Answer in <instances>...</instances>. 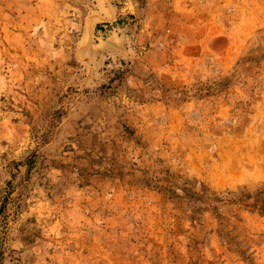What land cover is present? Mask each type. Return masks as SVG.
<instances>
[{"label":"rangeland","instance_id":"1","mask_svg":"<svg viewBox=\"0 0 264 264\" xmlns=\"http://www.w3.org/2000/svg\"><path fill=\"white\" fill-rule=\"evenodd\" d=\"M0 264H264V0H0Z\"/></svg>","mask_w":264,"mask_h":264}]
</instances>
